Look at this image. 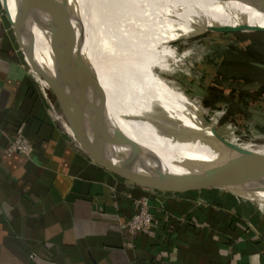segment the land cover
<instances>
[{
    "label": "crops",
    "instance_id": "0c3cea01",
    "mask_svg": "<svg viewBox=\"0 0 264 264\" xmlns=\"http://www.w3.org/2000/svg\"><path fill=\"white\" fill-rule=\"evenodd\" d=\"M101 1L85 0L88 7L84 5L82 10L87 14L91 11L90 17L92 13L93 16L96 12L102 13ZM169 1L171 6L175 2L182 6L184 2ZM7 7L13 17L15 10L11 0H7ZM161 8L149 0L147 4H137L124 19L113 12L112 15L104 14L105 23L112 22L113 25H100L103 34L97 42L109 45L100 53L105 56L113 53L121 61L144 70L156 64L170 66L174 47L168 45L180 35L174 33L173 21L161 19L171 16L182 22L186 19L202 22L204 18L192 12ZM119 11L123 13V7ZM91 21V26L96 24L93 17ZM156 23L160 25V32L156 30ZM31 24L35 34L33 42L48 50L44 32L37 24ZM182 26L185 29V23ZM148 29L157 32L147 36ZM83 43L88 48L95 46ZM252 61L264 69L261 61ZM221 62L223 57L220 56L215 67ZM129 67H125L124 72ZM165 76L170 82L173 79ZM254 83L260 91L262 88L261 93L240 94L241 97L227 100L219 97V100H208L205 104L214 110L228 105L224 111L229 109L234 118L241 114L246 116L243 117L245 120L249 119L250 106L261 108L260 113L264 115V105L260 106L264 102V80ZM59 93L48 79L30 68L7 19L6 0H0V264H264V190H236L219 185L157 190L129 180L115 167L116 163L136 172L151 173L152 167L164 166V160L180 158L178 155L169 157L171 152H177L168 138L171 132L144 122L121 132L117 129L120 125L117 116L112 112L107 116L110 109L104 110L105 133L110 137L117 129L144 152L151 150L153 142L162 140V153H154L155 158L162 156L163 163L151 164L143 153L131 155V159L111 158L104 147L102 151L93 129L79 118L71 108L72 104L67 109L62 108ZM85 98L89 104L88 113H85L90 114L88 121L92 125L100 106L87 96ZM218 110L212 113L218 114ZM212 118L211 114L203 116L206 123L213 121ZM222 119L230 120L226 116ZM151 125L156 131L149 136ZM255 125L258 132H264L263 125ZM205 127L211 131L212 139L264 154L258 150L263 146L244 142L236 135L235 139L224 137L214 123ZM18 132L29 139L32 150L28 154L16 151L5 154L6 144ZM110 142L121 149L127 144L131 154L132 147L128 142ZM186 145L193 148L189 143ZM136 158H144L151 167L142 172ZM189 158L184 161H194L191 155ZM129 160L136 164H129ZM173 167L165 170L166 173L178 174ZM138 196L148 200L154 220L150 227L130 237L120 222L133 214V198Z\"/></svg>",
    "mask_w": 264,
    "mask_h": 264
},
{
    "label": "rangeland",
    "instance_id": "374dc122",
    "mask_svg": "<svg viewBox=\"0 0 264 264\" xmlns=\"http://www.w3.org/2000/svg\"><path fill=\"white\" fill-rule=\"evenodd\" d=\"M71 1L75 5L76 9H79L78 17L80 18L82 24L86 26L87 30L90 29L89 31L95 36L93 44L95 45L96 49H99L100 52L104 48L109 46L107 42H97V40L100 39L103 34L102 30L100 29V25L101 26L104 25V27H107L105 25L108 24L113 25L112 22L108 24L105 23V20H103L104 14H108V13L111 14V12H113L115 16L118 17L120 16L122 19H124L125 17L131 14V12L135 9L137 4L141 5L143 1L146 0H102L101 3H103V8H104L103 12L100 13L95 11L96 12L95 16H93L94 14L92 13L91 17H90L91 11L89 14H87L82 10L84 5L87 6L85 0H71ZM178 3L179 2L177 3L175 2V5ZM108 4L109 5L112 4V5L107 6ZM200 5L201 8H204L206 14L210 15L209 17L202 15L204 18V21L202 22L199 21L193 22L192 19H186L185 22H182L179 21L180 18L178 19L176 17H171V16H167V19L165 18L161 19L162 21H166V20L173 21L172 26H175L173 28L175 29L174 33L180 36H178V39L172 40L170 42V45H168L170 48L172 46L174 47L171 50V57L169 59L170 66L167 67L166 64L164 65L156 64L154 66L152 65L147 67L148 69L146 70H151L153 73L150 71L146 73L154 74L155 76H157L156 79L159 80L163 85H165L169 92L165 93L163 88L160 87L155 82H149V83L142 82V84L154 87L156 90H158L160 94H162L164 98L166 97V99L172 101L173 103L179 100L180 104H182L185 107L184 110L188 112L186 114H188V116H190L191 114L195 118L194 121L195 128L198 129L201 128L202 132H204L206 136H208V138H210L211 131H208V129L205 126L214 123L217 130L224 137L230 136V138L235 139V135H236L242 138L244 142L251 141L258 146L264 147V132H258L256 130L257 127L255 125V124H261L264 126V115L260 113L262 111L261 108H257V107L251 108L250 106L248 108V112L251 118L249 117V119L245 120L243 118L246 117L245 115L237 114V116L234 118L233 116L234 114L231 113L229 109H228L229 113L228 111L227 112L224 111V109L226 110V108L229 107L228 105H223L219 108H216L217 110L220 109L223 110L224 112L218 110L217 111L218 114H213L212 111H215L216 109L215 110L211 109L209 106H207V104H205V102H207L208 100H215V99L219 100V97L220 99L227 100V99L241 97L240 94L249 95V93H255V92L257 93L260 91V88H256L254 86L255 85L254 82L255 80H264V71L261 73L256 72V70L259 69L260 66L259 64L254 63L252 61L253 60L252 55H249L246 52L252 54V50L248 47V45L251 46L250 44L252 43H254L253 44L254 46H258V48H260L259 51L262 52L264 48V33H258L257 31H252L248 29L234 30L233 32H220V31L212 30L209 28V26L213 24L222 25V26L225 24L239 25L241 24L240 16L239 18H235L234 16L228 13L224 14L223 12H221L220 14H218L217 12L211 11L206 4L204 5L203 3H201ZM122 7H123V13L119 11L120 9H122ZM89 9L94 10L90 7ZM250 12L251 11L248 12L249 15L253 16V14ZM32 13L34 16H36L34 12ZM92 17L95 19L96 22V24H94L93 26H91V22H93L91 21ZM158 22L160 23V21ZM159 23H156L155 25L157 26L156 30L158 32H160L161 29ZM184 23H185V29L182 26V24ZM178 25L179 28L176 27ZM79 28L82 31H85L82 27ZM170 29L173 30L172 28ZM186 29L188 30L186 31ZM156 30L148 29L146 30V35L148 36L150 33H153V31L157 32ZM164 30H161V32H163ZM73 37L75 39L74 40L75 44L82 45L83 43L81 42L82 39L81 37H79L77 33H75V27L73 30ZM163 41L165 42L166 40ZM230 44L236 45L237 47L240 48V49L238 48L239 58H237V61L234 62L235 65L230 64V66L231 68L234 69L235 72L241 74L244 77L228 79L227 77L228 74L224 71L227 70V68L229 67L228 65L225 66V64L224 65L222 64L224 62V59L229 55V53H226L225 51L227 47L230 46ZM244 53H246V55L242 57L243 55L241 54ZM102 56L108 61L110 60L113 62H118L117 64H122L127 67H129L130 65L137 69H143L140 66L138 67L135 66V64L133 65L130 64V62L126 63L121 61L120 59H118L119 57L115 56V54L113 53H110L109 55L106 56L105 55ZM220 56L223 57V62L217 64V66L215 67V64L219 62ZM261 62L264 64V59ZM156 72L164 73L162 74L163 76H165L166 74L167 76H170L173 79L170 82L168 77L160 76L159 73L156 74ZM263 105L264 102L260 103V106L263 107ZM141 112L148 113V111L140 110L131 104L127 112L130 115L127 116L126 113H121V112L119 113L120 115L118 116V120H120L119 121L120 125L118 126L117 129H120V131L123 132V129L125 131L127 129H130L134 125L139 126L144 122L145 124L151 123L152 125L156 126L159 129H161L160 127L163 126L164 128L163 130L168 131L166 128L167 126L160 123L161 121L160 118L152 115L151 113H149L148 115L147 114L143 115ZM108 113L109 112L107 111L105 115L111 116ZM210 114L213 115L212 118L213 121H209L208 123L204 122L203 116ZM85 115L87 114L85 113ZM223 116H226L230 120L227 121L223 120L222 119ZM113 122H115V119ZM130 123L132 124L131 126L129 125ZM152 125L150 126V129H152L151 133L150 134L148 133L149 136H152L151 134H155L156 131L155 127ZM237 133L240 136L237 135ZM232 134H234V136ZM161 135L164 136L163 134ZM132 138L136 140L135 137ZM168 138L169 140L172 141L171 136ZM161 141L162 140L156 143L153 142V146L151 147V150L148 152H152V153L160 152ZM213 141H211L213 144H215L220 148L222 147L216 141L214 142ZM157 145H159V147ZM190 147L191 146H189V148ZM224 149L226 150V148ZM258 150L264 151V148ZM232 153L233 151L231 152V150H229V152H227V155L230 154L235 156ZM209 154L210 152H208V155ZM174 155H178V152L175 153L171 152L169 154V157ZM208 157L213 158L211 155H209ZM145 158H148L149 161H153L154 160L153 158L155 157L153 155V157L147 156ZM135 160L138 161V163L140 164L142 172L147 171L148 168L151 167L149 166V164H147L144 161L145 160L144 158L143 159L139 158V160L138 158H136ZM167 166H170L171 168L174 165H172L171 162L167 164Z\"/></svg>",
    "mask_w": 264,
    "mask_h": 264
},
{
    "label": "bare ground",
    "instance_id": "6f19581e",
    "mask_svg": "<svg viewBox=\"0 0 264 264\" xmlns=\"http://www.w3.org/2000/svg\"><path fill=\"white\" fill-rule=\"evenodd\" d=\"M148 1L149 0L143 1L142 4H147ZM150 1H153L157 6H159V8L162 7V10L181 11L184 13L192 12L196 15H204L209 17L210 15L206 14L204 8H201L200 4L203 3L204 5L206 4L211 11L217 12L218 14L223 12L224 14H231L235 18H239L240 16L241 20H239L241 21V23H245L246 21L248 24L251 25L260 24L264 26V13L258 12L256 10H250V13H252L253 16L249 15V17L245 16L244 18L241 14H239L241 12H233L232 9L227 6V4H224L225 2L231 3L237 0H184L182 6H178L177 4H173L171 6L169 0ZM27 2L28 0H22V6H20V9H18V19H20L21 24L25 23V14L27 13L30 19V23L33 22L34 24H37L41 32H44L43 35L45 36V38H47L46 46L48 47V50H46L44 47H40L39 45L33 42V35L35 34L33 32L32 24L31 33L29 36V38L31 39L30 46L35 58H37L40 64L46 67H50L49 70L52 69V64L54 63L52 39L55 38L56 40H58V30H62L63 25H65V23H70L72 26H74L75 33H77L83 41H85L89 45L93 44L95 36L89 31L90 29L87 30L86 26L82 24L80 18L78 17L79 9H76L75 5L72 3L71 0H39L41 9L34 8L32 6L28 7ZM11 3L13 9L16 10L17 0H11ZM31 11L34 12L36 16H34ZM43 17L46 18L43 19ZM50 21H52V23H50ZM253 21H255L256 23ZM47 22L50 23V25L47 24ZM79 27H82L85 32H83L81 29H78ZM97 50L99 51V49H96L95 46L88 48L85 43H82V45L76 44V46L74 43L73 52L71 51L70 54H67L64 60H66V65L68 66V69L73 70H75V67L78 66V61H82L86 57L91 60L92 67L95 68V74L99 77L103 87V89L100 90V95H103V101L105 102V111L110 109L109 113L112 112L113 114H115V116H117V118L120 115V112L126 113V115L128 116L130 114H128L127 112L132 104L140 110L148 111V113L141 112L143 115H148L149 113H151L152 115L160 118L161 124L167 126L166 128L169 132H171L170 136L172 142L177 148L178 156L180 158H173L174 160L167 159L164 160L163 163V158L159 154L160 156L158 158H153L154 160L149 163H163L162 165L164 166L161 167L164 169V171H168L171 168L170 166H167V164L172 162V164L179 166H175L176 168H172V170H175L178 174L202 173L200 170L191 167L188 162L184 161L185 158L190 159L189 155H191L194 160L202 159L204 161L214 163L217 169L223 173H232L238 176H247L246 173L240 168L239 160H236L235 156L233 155H227V152H229V150H225L223 147H221L222 149L215 147V145L209 140L210 138L207 140L206 138H203L205 139L204 141H198L195 140L194 137H191L192 135L189 132L190 128L193 131H195V129L201 130V128H195V118L191 114L189 118L187 114L184 115L178 112L175 103L166 99V97L164 98L161 94L154 91L150 86L142 84V82H155L163 88L165 93H168L169 91L167 90L166 86L163 85L159 80H157V77L154 74H148L146 73L147 71L144 69H134L131 67H129L126 72H124L125 67L127 66L117 64L118 62H113L110 60L108 61L107 59L103 58V54L98 52ZM70 64L71 66H69ZM114 75L119 78V81L112 78V76ZM123 75L126 77V79L121 80V77L119 76ZM64 89L68 93V95H70V97L71 94H74V99L73 97H71L72 106L79 110V112L84 116L87 125L92 128L93 124L91 125V123L88 121L90 114L88 116L84 115L85 112L88 113L87 110L89 108L87 106L88 109H85L83 105L87 103L85 98V96H87L90 101L100 106V97L97 95L96 91H75L72 89ZM129 125L131 126L132 124L130 123ZM160 128L164 129L163 126H161ZM96 130L97 132L101 131V129L99 128H96ZM98 134L100 135V139L104 144L105 152L108 153L111 158L113 156H122L131 159V155L129 153L130 147L127 144L124 145L125 149H121V147L118 148L115 143L112 144L110 142L114 140V136L110 137V135L105 133V131L104 133L99 132ZM179 139L183 142L189 144L191 143L193 148H189L186 143L177 142V140ZM208 152H210L209 155H211L213 158L208 157ZM216 161H219L220 163ZM132 163L136 164L134 160H129V164Z\"/></svg>",
    "mask_w": 264,
    "mask_h": 264
},
{
    "label": "water",
    "instance_id": "95a60500",
    "mask_svg": "<svg viewBox=\"0 0 264 264\" xmlns=\"http://www.w3.org/2000/svg\"><path fill=\"white\" fill-rule=\"evenodd\" d=\"M224 3V2H223ZM28 7L32 6L34 8L41 9L39 0H28ZM233 12H241L244 18L249 17L250 10H256L258 12L264 13V0H237L231 3L225 2ZM17 9L15 14L12 17L7 7L6 0V16L10 21L15 37L18 40L20 48L24 54V57L27 59L28 64L31 69L39 73L42 77H45L50 81L52 87L59 90V96H61V106L64 109L71 107V97L74 99V94L68 95L65 92L64 88L68 90L75 91H96L97 95L100 97V107L98 110V117L93 122V134H95L96 139L102 146V151L104 144L100 139L99 132H107L106 124L104 122V110L105 102L103 101V95H100V90L103 89L100 79L95 74V68L92 67L91 60L89 58L83 59V61L76 67L75 70L68 69L66 65L65 56L73 52L75 39L73 37L74 26L70 23H65L62 30H58V40L55 38L52 39V49H53V59L54 63L52 69L48 70L44 68L36 58H33V51L31 50V39L29 38L30 34V19L28 14H25V23H20L18 19V9L22 6V0H17ZM209 28L216 31H234V30H252V31H264V26L260 24H248L247 22L241 23L239 25H210ZM258 64V63H256ZM122 79L126 77L119 76ZM113 79L118 80L117 76H112ZM119 81V80H118ZM177 103V104H176ZM89 104L85 103L83 107L87 109ZM175 106L178 112L186 114L184 106L180 104L179 100L175 102ZM79 115L80 119H84V116L79 112L77 108L71 107ZM188 116V114H187ZM190 118V116H189ZM86 121V120H85ZM96 128L101 129V131L96 130ZM187 130V129H186ZM191 137H194L195 140L204 141L206 138L209 139L201 130L193 131L190 128ZM113 133L114 140L117 142H128L132 147L131 154L132 156H137L139 154L147 155L149 157L156 156L152 152H144L141 148L126 136H124L117 129H114ZM219 137V136H218ZM211 141H216L220 146L226 148V150L233 151L236 160H239L240 168L246 173L247 176H238L232 173H223L217 169L214 163L209 161H204L202 159L190 160L187 161L191 167H194L200 170L202 173L192 174H168L160 166L152 167L151 173H141L134 170H130L121 163H116L115 167L124 173L129 180H134L144 186L149 188H154L157 190H169V189H183L191 187H204L210 185H219L227 189H236V190H264V154H258L252 151H246L239 148H236L233 144L227 142H221L215 139L210 138ZM217 144V145H218ZM145 153V154H144ZM263 162V163H261Z\"/></svg>",
    "mask_w": 264,
    "mask_h": 264
},
{
    "label": "built area",
    "instance_id": "2783aa9c",
    "mask_svg": "<svg viewBox=\"0 0 264 264\" xmlns=\"http://www.w3.org/2000/svg\"><path fill=\"white\" fill-rule=\"evenodd\" d=\"M32 150V144L24 134L18 132L14 135V138L10 139L4 148L5 154H11L21 152L28 154ZM134 212L128 218L120 222L121 228L127 231L130 237L140 230H144L153 223L154 214L149 209L148 200L145 197H134ZM130 243V242H129Z\"/></svg>",
    "mask_w": 264,
    "mask_h": 264
},
{
    "label": "trees",
    "instance_id": "16d2710c",
    "mask_svg": "<svg viewBox=\"0 0 264 264\" xmlns=\"http://www.w3.org/2000/svg\"><path fill=\"white\" fill-rule=\"evenodd\" d=\"M253 44L254 43L250 44L251 46L248 45V47L252 50V54H250L248 52H246V53L249 54V55H252L253 59H255V60L257 59L258 61H262L264 59L263 58L264 57V52H263L264 50H262V52L259 51L260 48H258V46H254ZM238 48L239 47H237L236 45L230 44V46L227 47V49L225 51L226 53H229V55L224 59V62H223L225 64V66L226 65L229 66L227 68V70H224L228 74L227 75L228 79L229 78H241V77H244L241 74H238L237 72H235L234 69L231 68V66H230V64L231 65L232 64L235 65L234 62L237 61V58H239ZM246 53L241 54V55H243L242 57H244L246 55ZM263 71H264V69H261V68L256 70V72H259V73H261ZM239 73H241V72H239Z\"/></svg>",
    "mask_w": 264,
    "mask_h": 264
}]
</instances>
